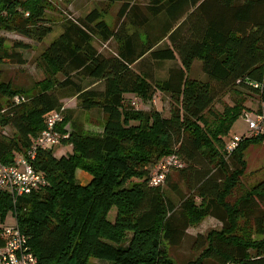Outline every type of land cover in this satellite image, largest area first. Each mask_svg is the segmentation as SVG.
Instances as JSON below:
<instances>
[{
  "label": "trees",
  "instance_id": "1",
  "mask_svg": "<svg viewBox=\"0 0 264 264\" xmlns=\"http://www.w3.org/2000/svg\"><path fill=\"white\" fill-rule=\"evenodd\" d=\"M97 1L120 4L114 25L97 8L63 21L38 57L44 78L30 90L12 87L0 72V130H12L11 136L0 131V164L24 153L55 111L65 137L58 146L70 147L59 157L53 148L36 152L32 166L45 187L15 199L0 192V246L11 214L37 264H177L164 245L180 247L187 230L210 217L220 227L194 236V257L184 264H264V181L234 193L246 168L243 153L264 142V132L233 135L240 140L230 153L233 136L225 140L245 117L242 90L264 103V0ZM47 10L52 0H0V65L24 64L20 51L30 48L21 41L8 46L2 33L42 43L52 33ZM95 38L113 41L115 51L100 53ZM146 58L176 65L155 80ZM195 61L205 81L189 77ZM83 78L101 89L83 88ZM67 90L82 111L101 112L100 133L74 122L62 130L70 117L57 92ZM157 92L169 98L167 116L131 105V96L145 101ZM226 94L234 104L218 111ZM16 95L25 101L14 104ZM168 156L181 167L151 187V170ZM77 169L91 176L88 184L77 182Z\"/></svg>",
  "mask_w": 264,
  "mask_h": 264
},
{
  "label": "rangeland",
  "instance_id": "2",
  "mask_svg": "<svg viewBox=\"0 0 264 264\" xmlns=\"http://www.w3.org/2000/svg\"><path fill=\"white\" fill-rule=\"evenodd\" d=\"M135 1L141 5L147 2V0ZM119 7L120 4L118 3L108 5L106 3H100L97 0H71L69 2H64L63 0H52V10L46 11V18H48L50 21L49 25L52 27V33L47 38H45L42 43L32 42L13 33H2V36L7 39L8 46H11V42L13 41H21L25 44L30 45L29 49L20 51L24 59V64L0 65L2 79L5 82H9L14 88L30 90L35 82H38L44 78V73L42 67L40 66L38 57L42 50L62 32L63 21H65L66 19L77 20L78 18L83 17L87 12L97 8L98 10L105 12L103 15L104 21H106L107 24L113 26ZM93 45L100 53L104 55L112 54L115 51V43L113 41L103 43L99 39L95 38L93 39ZM165 46L166 41L164 40L158 45L157 48H164ZM145 61L149 62L155 80L165 79L167 77L168 70L176 65V61L150 63V59L148 58H146ZM200 67V62L195 61L193 63V67L190 71L189 77L192 79L205 81L206 76L203 74ZM81 86L88 89H101V84L99 82L87 78L82 79ZM57 93L61 98L60 102L62 104V114L64 113L65 115H68L70 117V122H67L63 126V131H71V124L74 122L75 124L82 127L83 131L87 133L95 134L101 132L103 116L99 110H91L89 112L82 111L79 108V103L76 97L73 96L69 90L59 91ZM242 93V99L244 100L243 105L245 106V108H247L246 111H244L245 116L252 117V115H256L260 109L259 98L254 94L247 92L246 90H242ZM132 97L133 96H131L130 99H132ZM138 101V109L142 110L153 108L159 110L163 116L168 115L169 98L165 94L157 92L150 100ZM233 104L234 96L232 94H226L222 97L221 104L215 105V108L218 111H221L224 106H233ZM0 131L3 135H12V130L9 127H3ZM246 131V118L240 117L232 126L230 133L225 138V140L227 141L229 137L233 135H241ZM53 148L57 149L60 147L55 146ZM243 160L246 164V168L242 176L240 177L241 187H239V189L234 192L235 195H239L244 190L250 189L258 183L264 181V142L250 145L243 153ZM77 171L87 174L79 169H77L76 172ZM83 173H79L80 176L78 179H76L79 184L82 182V184H84L87 181L86 179L88 178V176H90L89 174H87L85 175L87 177L83 175L82 178L81 174ZM165 193H167V195L176 203V198L173 194H170L166 190ZM114 216L115 210H112L108 215V220L112 221L114 219ZM4 224H14V218L11 214H9L5 218ZM219 227L220 224L215 219L210 217L205 218L199 225L187 230V237L184 239V242L180 247L172 248L165 244L164 247L167 251V254L177 264H184L186 261L194 257L191 255L189 249L190 243H192L194 236H196L197 234H206L209 230L218 229ZM98 264L105 263L98 262Z\"/></svg>",
  "mask_w": 264,
  "mask_h": 264
},
{
  "label": "built area",
  "instance_id": "3",
  "mask_svg": "<svg viewBox=\"0 0 264 264\" xmlns=\"http://www.w3.org/2000/svg\"><path fill=\"white\" fill-rule=\"evenodd\" d=\"M25 101L23 96L13 97L14 104ZM139 103L138 99L132 97L131 105ZM247 131L245 137L258 136L264 132V103L260 106V113L245 116ZM62 121L61 111L49 113L44 121V128L37 138L32 141L31 146L22 154L15 155L13 163L9 165L0 164V192H5L15 199L19 196L28 195L47 185L42 173L37 172L32 161L38 150L51 149L58 146L60 139L65 138L57 131L58 124ZM239 136H233L227 144V151L232 152L239 142ZM181 164L175 156L163 158L150 172L149 185L159 187L163 184L166 174L171 168H179ZM4 244L0 246V264H37L36 258L31 252L27 238L20 232L16 224L4 227L1 232Z\"/></svg>",
  "mask_w": 264,
  "mask_h": 264
},
{
  "label": "crops",
  "instance_id": "4",
  "mask_svg": "<svg viewBox=\"0 0 264 264\" xmlns=\"http://www.w3.org/2000/svg\"><path fill=\"white\" fill-rule=\"evenodd\" d=\"M127 97H130V95H127ZM60 148H53L52 149V151H53V153L56 155V156H62V155H65V154H67V153H69L70 152V147H63V146H59ZM18 154H21V153H18ZM18 154H15V155H18ZM79 173H83V172H80V171H77L76 172V179H78L79 178V176H80V174ZM83 175L85 176V175H87V174H81V177L83 178ZM85 177H87V176H85ZM90 179H91V177L90 176H88V178L86 179L87 181L84 183V184H82V183H80V185H82V186H84V185H86V184H88L89 183V181H90ZM98 263V262H97Z\"/></svg>",
  "mask_w": 264,
  "mask_h": 264
}]
</instances>
